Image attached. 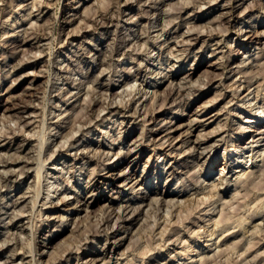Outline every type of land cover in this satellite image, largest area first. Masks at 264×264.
<instances>
[{
    "label": "rangeland",
    "instance_id": "1",
    "mask_svg": "<svg viewBox=\"0 0 264 264\" xmlns=\"http://www.w3.org/2000/svg\"><path fill=\"white\" fill-rule=\"evenodd\" d=\"M212 1L0 0V264H264V0ZM216 183L228 190L194 210ZM161 196L191 208H149ZM128 202L141 213L123 216Z\"/></svg>",
    "mask_w": 264,
    "mask_h": 264
},
{
    "label": "bare ground",
    "instance_id": "2",
    "mask_svg": "<svg viewBox=\"0 0 264 264\" xmlns=\"http://www.w3.org/2000/svg\"><path fill=\"white\" fill-rule=\"evenodd\" d=\"M129 1V0H128ZM131 1V0H130ZM199 1H201V0H199ZM212 1V0H211ZM242 1H244V0H242ZM39 2V1H38ZM152 2V1H151ZM213 2V1H212ZM129 3V2H128ZM158 3V2H157ZM194 3V2H193ZM192 4V3H191ZM201 4H202V2H201ZM212 4V3H211ZM38 5V4H37ZM187 5H189V4H187ZM194 5V4H193ZM198 5H200V4H198ZM192 6V5H191ZM233 6V5H232ZM189 7V6H188ZM194 7V6H193ZM197 7V6H196ZM185 8H187V7H185ZM234 8V7H233ZM34 9H35V7H34ZM87 9V8H86ZM144 11V10H143ZM168 12V11H167ZM171 12V11H170ZM252 12V11H251ZM109 17V16H108ZM164 17V16H163ZM176 18V17H175ZM107 19V18H106ZM92 21V20H91ZM99 21V20H98ZM152 21V20H151ZM163 21V20H162ZM176 21V20H175ZM166 22V21H165ZM171 23V22H170ZM174 24V23H173ZM15 25V24H14ZM102 25V24H101ZM103 25H104V23H103ZM190 26V25H189ZM91 27V26H90ZM191 27H193V26H191ZM217 28V27H216ZM188 29V28H187ZM193 29V28H192ZM147 30V29H146ZM214 30V29H213ZM250 32V31H249ZM262 33V32H261ZM257 34V37H259V34L258 33H256ZM263 34V33H262ZM133 35V34H132ZM261 36H263V35H261ZM38 38V37H37ZM214 38V37H213ZM255 38V37H254ZM36 39V38H35ZM149 40H151V39H149ZM180 41V40H179ZM171 42V41H170ZM177 42V41H176ZM184 42V41H183ZM182 43V42H181ZM190 43V42H189ZM188 44V43H187ZM135 46V45H134ZM139 46V45H138ZM171 49H173V48H171ZM264 49V48H263ZM120 52V51H119ZM171 52V51H170ZM75 56V55H74ZM258 58H260V57H258ZM223 59V58H222ZM246 59V58H245ZM222 62H223V60H222ZM223 64V63H222ZM228 64V61L226 62L225 61V64H224V67L225 68H228L226 65ZM223 66V65H222ZM257 66H258V64H257ZM142 67V66H141ZM236 67V66H235ZM262 66H260L259 68L260 69H262L261 68ZM240 66H238L237 67V69L238 70H240ZM131 69V68H130ZM243 69V68H242ZM192 70V69H191ZM132 71H133V69H132ZM121 72V71H120ZM126 72V71H125ZM239 72V71H238ZM258 73V72H257ZM238 74V73H237ZM246 74V73H245ZM141 75V74H140ZM243 75V74H242ZM257 78V77H256ZM259 78H260V76H259ZM258 79V78H257ZM167 82H169V85H168V88L169 87H171V86H173V79H171V78H168L167 79ZM80 85H81V83H79ZM189 84V83H188ZM249 84H250V82H249ZM126 85V84H125ZM191 85V84H190ZM103 86V85H102ZM175 86V85H174ZM195 86V85H194ZM194 86H192V87H194ZM232 87V86H231ZM240 87H242V86H239L238 88L240 89ZM82 88V87H81ZM150 88H151V86H150ZM172 88V87H171ZM182 88V87H181ZM77 89H79V88H77ZM184 89V88H183ZM239 89H238V91H239ZM258 89V88H257ZM263 89V88H262ZM138 90V89H137ZM179 90H180V88H179ZM189 90V89H188ZM192 90V89H191ZM260 90V89H259ZM193 91V90H192ZM235 92H237V90L235 91ZM260 92V91H259ZM153 93V92H152ZM180 93V92H179ZM145 94V93H144ZM154 94V93H153ZM156 94V93H155ZM178 96H179V94H177ZM130 96V95H129ZM180 96H181V93H180ZM179 96V97H180ZM236 96V95H235ZM249 98V94L245 97V98ZM257 97V96H256ZM176 98V97H175ZM184 98V97H183ZM244 98V99H245ZM180 99V98H179ZM249 100V99H248ZM184 101V100H183ZM176 102V101H175ZM185 102V101H184ZM117 103V102H116ZM121 103V102H120ZM154 103V102H153ZM180 103H182V101L180 102ZM179 103V104H180ZM248 103V102H247ZM115 104V103H114ZM188 104V103H187ZM252 104V103H251ZM87 105V104H86ZM117 105V104H116ZM174 105V104H173ZM86 107V106H85ZM21 108V107H20ZM206 108V107H205ZM246 108V107H245ZM262 108V107H261ZM22 109V108H21ZM24 109V108H23ZM107 109V108H106ZM139 110V109H138ZM127 111V110H126ZM103 112V111H102ZM116 112V111H115ZM84 113V112H83ZM86 113V112H85ZM180 115V114H179ZM79 116V115H78ZM84 116V115H83ZM93 116V115H92ZM100 116V115H99ZM174 116H178V114L176 113ZM80 117H81V114H80ZM79 117V118H80ZM135 117V116H134ZM100 118V117H99ZM44 119V118H43ZM83 119V118H82ZM82 119H81V121H82ZM88 119V118H87ZM174 120H171L170 121V124H172V122H173ZM193 122L195 121H197L196 119H194V120H192ZM92 123V121H89V123ZM104 122V121H103ZM111 122V121H110ZM198 122V121H197ZM255 122L257 123V124H260L261 123V127H264V123H262V121L258 118L257 120H255ZM254 122V123H255ZM85 123V122H84ZM200 123H202V122H200ZM93 124V123H92ZM263 124V125H262ZM88 125V124H87ZM44 126V125H43ZM42 126V127H43ZM61 126V125H60ZM99 126V125H98ZM180 127L181 126H178L177 127V129L176 130H178V129H180ZM46 128V127H45ZM44 128V129H45ZM192 128V127H191ZM245 128V127H244ZM43 129V130H44ZM218 129V128H217ZM34 130V129H33ZM145 130V129H144ZM222 130V129H221ZM261 130V129H260ZM46 131V130H45ZM219 131V130H218ZM80 132V131H79ZM172 132V131H171ZM224 132V131H223ZM249 132H255V131H252V130H250V128H246L244 131H243V133L244 134H246V133H249ZM157 133V131H154V129H149L148 131H146L145 132V134H144V138L146 139H148V137H149V139H150V137H152L154 134H156ZM185 133V132H184ZM35 134V133H34ZM42 134V133H41ZM188 134H190V132L188 133ZM34 136V135H33ZM181 136V135H180ZM188 136V135H187ZM242 135H240V137H241ZM42 137V136H41ZM43 137H45V136H43ZM38 138H39V136H38ZM198 138H200V137H198ZM43 139V138H42ZM144 139V140H145ZM44 140H45V138H44ZM44 140H41V142H43V143H45L46 141H47V138H46V140L44 141ZM242 140V137L238 140V141H236L235 142V145H234V147H232L231 148V150H230V152H229V156L228 155H225L224 157H225V159H229V157H232V158H234L235 159V157H237V155H238V152H239V150L242 148V145L241 144H239V142ZM49 142V141H48ZM180 142H182L183 144L186 142L185 140L183 141V140H181ZM252 142H254V141H252ZM257 142V141H256ZM263 142H264V140H263ZM43 143H41V146L40 147H43L42 146V144ZM166 143L167 142H165V143H161V145L159 146V147H157L160 151H165L167 148H164L165 147V145H166ZM200 142H198V144H199ZM255 143V142H254ZM258 143V142H257ZM192 144H197L196 142H193ZM88 145V144H87ZM72 146V145H71ZM142 146V145H141ZM158 146V145H157ZM169 146H171V144H169V145H167L166 147H169ZM230 147H231V145H229ZM229 146H227V147H229ZM196 147H197V145L196 146H192L191 147V150H192V148L194 149V150H196ZM199 147V146H198ZM183 148V147H182ZM41 149V148H40ZM70 149V148H69ZM175 149V146H173L172 147V150H174ZM60 150V149H59ZM64 150V149H63ZM189 150V149H188ZM205 150V149H204ZM39 151V150H38ZM42 152H43V150H41ZM78 151H80V149L78 150ZM97 151V150H96ZM227 151V150H226ZM81 152V151H80ZM130 152V151H129ZM132 152L133 151H131V153H127L124 157H127V156H129L130 154H132ZM189 152V151H188ZM254 153V152H253ZM264 153V152H263ZM262 153V154H263ZM109 154V153H108ZM180 154V153H179ZM188 154V153H187ZM54 155V154H53ZM99 155V154H98ZM52 156V155H51ZM97 156V155H96ZM109 156V155H108ZM171 156V155H170ZM203 155L201 154V156H199L198 157V160H201V159H203V157H202ZM254 156V155H253ZM264 156V155H263ZM53 157V156H52ZM94 157V156H93ZM98 157V156H97ZM124 157H120L116 162H118L120 159H123ZM257 157V156H256ZM256 157L254 158V160L256 159ZM40 158H41V156H40ZM23 159V158H22ZM21 159V160H22ZM237 159H239V158H237ZM38 160V159H37ZM52 160V159H51ZM100 160V159H99ZM257 160H258V158H257ZM11 161V160H10ZM20 161V160H19ZM44 161V160H43ZM250 161V160H249ZM262 161V160H261ZM1 162V161H0ZM34 162V161H33ZM206 162H208V160L207 161H205V165H206ZM228 162L229 161H227V164H228ZM251 162V161H250ZM253 162L254 161H252V167L254 168V167H256L255 165H257V164H253ZM264 162V161H263ZM262 162V163H263ZM37 163V162H36ZM43 163V162H42ZM109 163V162H108ZM149 163V161H147V164ZM243 163V161H237V165H239V166H237V167H235L236 169V171H235V175H238V177L236 178V179H234V181H233V183H235L234 185H239V184H241L240 186H243V191H249L248 189H249V185H251L252 183H255V182H247V183H245V182H243V183H245V185H242V183H240V181L242 180V179H240L241 177V173H243L244 172V169L243 170H241L240 168H242V164ZM247 163V162H246ZM14 164V163H13ZM44 164V163H43ZM107 164V163H106ZM38 165V164H37ZM116 164H115V162H114V164H112V165H105L104 166V168H103V170H101V171H106L107 169H111V170H113L114 168H120L119 167V165H117V167L115 166ZM185 165V164H184ZM1 166H3V164L1 165ZM100 166V165H99ZM98 165H97V167L93 170L94 172H93V174L92 175H94L95 177H97V176H100V172H98V169H100V167H99ZM187 166V165H186ZM263 166H264V164H263ZM22 167H24V166H22ZM146 167L147 166H145V169H146ZM227 166H223L222 167V169H221V172H225L224 171V169L226 168ZM21 168V167H20ZM25 168V167H24ZM38 168V167H37ZM45 168V167H44ZM174 169V168H173ZM240 169V170H239ZM264 169V168H263ZM11 170V169H10ZM28 170H30V169H28ZM36 170H38V169H36ZM56 170V169H55ZM110 170V171H111ZM11 171H13V170H11ZM18 171V170H17ZM17 171H15V173L17 172ZM207 171V170H206ZM262 171V170H261ZM264 171V170H263ZM14 172V171H13ZM21 172V171H20ZM23 172V171H22ZM21 172V173H22ZM38 173H39V171H37ZM36 172V173H37ZM145 172V171H144ZM143 172V173H144ZM204 172V171H203ZM254 172H256V171H254ZM253 172V173H254ZM258 172V171H257ZM24 173V172H23ZM199 173V172H198ZM212 173V167H209V169H208V171L207 172H205V175L207 174V175H209V174H211ZM263 173V172H262ZM11 174V173H10ZM39 174H41V172L39 173ZM3 175V174H2ZM4 175H6V174H4ZM13 175H15L14 173H13ZM12 175V176H13ZM20 175H23V174H20ZM122 172H121V174H119V178H121L122 177ZM148 175V174H147ZM147 175H145L144 176V178L143 179H137V178H135L133 181H135L136 179V181L134 182V184H133V186H132V188L131 189H134V187L136 186V185H139V190H143L144 188H146L147 186H148V177H146ZM234 175V176H235ZM102 176V178L103 177H105L106 179H109L110 177H111V174H110V172H108V173H105L104 175H101ZM142 176V175H141ZM248 176V175H247ZM263 176V175H262ZM262 176H261V178H262ZM113 177V176H112ZM236 177V176H235ZM240 177V178H239ZM250 177H252V176H250ZM257 177V176H256ZM260 176H258V178H259ZM238 178L240 179V180H238ZM243 178V177H242ZM94 179V178H93ZM129 179V178H128ZM190 179V178H189ZM246 180H247V178H245ZM96 180V179H95ZM116 180V179H115ZM219 181H220V183L219 184H221L223 187H224V183H226V181H232L231 180V178L229 177L228 178V175H222L221 177H219V179H218ZM237 180L239 181V182H237ZM133 181H131L130 183H132ZM169 181V180H168ZM257 181H258V179H257ZM257 181H256V183H257ZM261 181V180H260ZM259 181V182H260ZM91 182V181H90ZM198 182H200V180L198 181ZM242 182V181H241ZM126 183V182H125ZM229 183V182H228ZM255 183V184H256ZM91 184H92V182H91ZM99 184H102V182H96L95 184H92L91 185V190H93V189H98V187H99ZM213 184V183H212ZM227 184V183H226ZM230 184H231V182H230ZM106 185H107V187L109 186V182H107L106 183ZM229 185V184H228ZM228 185H227V187L225 188V189H223V191L224 190H228ZM258 185V184H257ZM256 185V186H257ZM125 186H128V184H126V185H124V187ZM203 186V185H202ZM226 186V185H225ZM233 186V185H232ZM123 187V188H124ZM201 187V186H200ZM212 187V186H211ZM7 188V187H6ZM213 188V190H211ZM211 189H210V191L209 192H202V193H200V194H203V196H202V198L201 199H199V200H201L202 201V203H200L199 202V200H198V203L196 204L197 205V208H194V210L196 209H198V208H200V206H202V204H208L209 202L208 201H211L212 200V198H214L215 196H219L220 194V191H222V189L220 188V187H218V183H216V185L215 186H213ZM237 188V187H236ZM1 189V188H0ZM254 190V189H253ZM57 191V190H56ZM205 191V190H204ZM216 191V193H213V192H215ZM237 191V190H236ZM255 191V190H254ZM34 192V191H33ZM146 192V191H145ZM246 192H244V193H246ZM109 193H111V192H109ZM138 193H139V191H138ZM155 195H160V193H156L155 191L153 192ZM199 193V192H198ZM236 194H237V192H236ZM238 194H240V193H238ZM237 194V195H238ZM37 195H38V193H37ZM181 195V192H179V193H177L176 194V197H178V196H180ZM246 195V194H245ZM97 197L98 196V193L97 194H95V195H93V197ZM222 196V195H221ZM241 196V195H240ZM239 196V197H240ZM242 196H244L243 194H242ZM241 196V197H242ZM247 196H249L248 195V193H247ZM247 196H245V198L247 197ZM49 197V196H48ZM33 198V197H32ZM117 198V197H116ZM149 198V196L148 195H143L142 196V199L144 200V199H148ZM221 198V197H220ZM234 198V197H233ZM237 198V197H236ZM113 199H114V197H113ZM176 199V198H175ZM217 199V198H216ZM33 200V199H32ZM37 201H38V199H36ZM35 200V201H36ZM150 200H151V202H150V206H149V208H152L153 206V210L155 211V208H157V209H159V206L160 205H163V204H165L166 205V207L168 208V207H172V208H174L173 206H176V205H178V207H187L188 205L190 206V204H188V205H184L183 206V204H181V202L180 201H178L177 199H176V201H174V199L172 198V199H168V200H166L165 199V197L164 196H161V197H157V198H155V197H153V198H150ZM191 200V199H190ZM218 200H219V197H218ZM217 200V201H218ZM63 201L65 202V200L63 199ZM186 201V200H185ZM214 201H216V200H213V202ZM235 201H237V200H235ZM262 201V200H261ZM39 202V201H38ZM38 202L36 203L37 205H38ZM62 202V201H61ZM145 202V201H144ZM184 202V201H183ZM208 202V203H207ZM213 202H211V203H213ZM239 202V201H238ZM35 203H33V205L35 206ZM50 203V202H49ZM54 203V202H53ZM223 203V202H222ZM221 203V204H222ZM228 203V202H227ZM241 203V202H240ZM13 204V203H12ZM48 204V203H47ZM47 204L45 203L44 205H46L47 206ZM52 204V203H51ZM229 204V203H228ZM11 205V204H10ZM32 205V206H33ZM157 205H159V206H157ZM232 206V204H231V202H230V204H229V206ZM238 205H239V203H238ZM49 206V205H48ZM189 206L187 207V208H189ZM193 206V205H192ZM205 206V205H204ZM208 206H209V204H208ZM257 206V205H256ZM143 207V206H142ZM213 207V206H212ZM224 207H225V205H224ZM226 207H227V205H226ZM253 207H255L254 205H253ZM33 208V207H32ZM129 208H132L131 209V211H133V213H141L140 211H141V205H139V206H137V207H133V204L132 203H127V205H125V208H124V210H123V216H124V214L129 210ZM144 208V207H143ZM191 208V207H190ZM189 208V209H190ZM223 210H224V208L223 207H221ZM229 208H231V207H229ZM233 208V207H232ZM34 209V208H33ZM35 209H36V207H35ZM175 209V208H174ZM213 209V208H212ZM221 209V210H222ZM1 210V209H0ZM227 210H228V208H227ZM246 210H248V209H246ZM264 210V209H263ZM177 211V210H176ZM180 211H183V210H181L180 209ZM191 211V210H190ZM201 211H203V212H205V214H208L207 212L209 211V209H208V211H207V208L205 207L204 209H202ZM215 211V210H214ZM232 211V210H231ZM250 211V210H249ZM257 210H255V212H256ZM114 212V211H113ZM195 212V211H194ZM199 212V211H198ZM210 212H212V211H210ZM223 212V211H222ZM228 212V211H227ZM230 212V211H229ZM245 212V211H244ZM17 213V212H16ZM16 213H15V215H16ZM23 213V212H22ZM119 213V212H118ZM154 213V212H153ZM157 213V212H156ZM181 213V212H180ZM196 213V212H195ZM224 213H225V211H224ZM248 213H251V212H248ZM259 213V212H258ZM24 214V213H23ZM105 214H107V213H104L103 215H105ZM108 214H110V213H108ZM112 214V213H111ZM109 215L106 219H108L110 216H112V215ZM191 214H192V212H191ZM14 215V216H15ZM20 215H22V214H20ZM19 215V216H20ZM119 215H121V214H119ZM118 215V216H119ZM134 215V214H133ZM132 215V217H134ZM154 215V214H153ZM184 215V214H183ZM225 214H223V216H224ZM247 215H249V214H247ZM246 215V216H247ZM252 215V214H251ZM2 216V215H1ZM17 217H18V215H16ZM122 216V217H123ZM146 216V215H145ZM167 216V215H166ZM169 216V215H168ZM176 216V215H175ZM187 216V215H186ZM190 216V215H189ZM222 216V215H221ZM231 216V215H230ZM16 217V218H17ZM22 217V216H21ZM104 217V216H103ZM121 217V218H122ZM102 218V217H101ZM128 218V217H127ZM157 218V217H156ZM168 218H170V216L168 217ZM220 218V217H219ZM218 218V219H219ZM224 218V217H223ZM225 218H226V216H225ZM228 219H229V217H227ZM155 219V218H154ZM221 219V218H220ZM243 220H241V223L240 224H243V223H245V221L247 222V220H246V217L244 218H242ZM62 220H63V218H62ZM104 220V219H103ZM109 220V219H108ZM127 220H129V218L128 219H124V221H127ZM137 220V218H134V219H132L131 221H136ZM179 220V219H178ZM181 220V219H180ZM185 220V219H184ZM214 220V219H213ZM231 220V219H230ZM102 221V220H101ZM144 221H145V219H144ZM167 221V220H166ZM187 221V220H186ZM207 221V220H206ZM228 221V220H227ZM226 221V222H227ZM243 221V222H242ZM9 222H11V220L9 221ZM226 222H222V221H220L219 220V222H218V220H217V222H215L214 224H215V226L216 227H214V228H216V229H214L215 230V232L214 233H211V234H209V237H210V239L209 240H207V243L208 244H206V248H208L209 246H211V244H209V243H211L214 239H213V236H215L214 234H216L217 232H219L220 230H222L224 227H225V225L224 224H226ZM234 222V221H233ZM237 222H239V221H237ZM138 223V222H137ZM144 223V222H143ZM145 223H147V222H145ZM156 223H157V221H156ZM159 223V222H158ZM157 223V224H158ZM165 223V222H164ZM100 224V223H99ZM167 224V223H166ZM168 224H169V222H168ZM217 224V225H216ZM101 225V224H100ZM183 225V224H182ZM248 225V224H247ZM154 226V225H153ZM233 226V225H232ZM237 226H239V225H237ZM251 226V225H250ZM249 226V227H250ZM168 226L166 225V227H164V228H167ZM33 227H31V229H32ZM163 228V229H164ZM182 228V227H181ZM241 228V227H240ZM58 229H60V230H58ZM57 230L55 229L54 231H53V233L51 234V235H48L47 236V239H50V241H49V243H48V245H51V248H52V244H53V242H54V240L55 239H58V236L57 237H54V234L55 233H60V231H63L64 229H65V224H63L60 228H58ZM230 229V228H229ZM139 230H140V228H139ZM138 230V231H139ZM166 230H168V228L166 229ZM200 230V229H199ZM203 230V229H202ZM224 230V229H223ZM227 230V229H226ZM258 230V229H257ZM105 232V231H104ZM211 232H213V231H211ZM247 232V231H246ZM261 232V231H260ZM204 233H205V231H204ZM204 233H203V235H204ZM228 233H230V232H228ZM227 233V235H229ZM232 233V232H231ZM252 233H255V232H252ZM259 233V232H258ZM33 234L35 235V232L33 231ZM164 234V233H163ZM162 234V235H163ZM188 234V233H187ZM220 234V233H219ZM95 235V234H94ZM161 235V236H162ZM168 235H170V234H168ZM194 235V234H193ZM263 235V234H262ZM32 236V235H31ZM96 236H97V234H96ZM198 236H200V235H198ZM195 237L194 238V240H193V242L194 243H196V245H197V242H199L200 241V238L199 237ZM224 236V235H223ZM245 236V235H244ZM251 236V235H250ZM162 238V237H161ZM223 238V237H222ZM225 239V238H224ZM244 239H245V237H244ZM252 239V238H251ZM264 239V238H263ZM163 241V240H162ZM173 241V240H172ZM263 241V240H262ZM5 242V241H4ZM184 242V241H183ZM18 243V242H17ZM117 243V242H116ZM226 243V242H225ZM34 244V243H33ZM172 244V243H171ZM185 244V243H184ZM216 244V242L215 243H213L212 245H215ZM162 245V244H161ZM219 245V244H218ZM249 245V244H248ZM160 246V245H159ZM204 246V245H203ZM32 247V246H31ZM249 247V246H248ZM251 247H252V245H251ZM192 248H194V247H192V246H190V244L188 245H186V246H184L183 247V250L184 251H186V253L184 254V252L183 253H180L181 255H186V254H193V252L194 251H196V250H194V249H192ZM248 249V248H247ZM251 249V248H250ZM250 249H248L247 251H245V253L246 252H248ZM23 250V249H22ZM25 251H26V249H24ZM32 250V249H31ZM36 250V249H35ZM15 251V250H14ZM17 251V250H16ZM33 251V250H32ZM35 252H37V251H35ZM199 252V251H198ZM218 252V251H217ZM219 252L221 253V251L219 250ZM219 252H218V254H219ZM33 252H31V254H32ZM30 254V255H31ZM37 254V253H36ZM133 254V253H132ZM197 254H199V253H197ZM215 254V253H214ZM224 254V253H223ZM235 254V253H234ZM15 255V254H14ZM33 255V254H32ZM196 255V254H195ZM145 256H146V254H145ZM215 256V255H214ZM219 256V255H218ZM12 257V256H11ZM32 257H35V255L34 256H32ZM134 257V256H133ZM212 257V256H211ZM233 257L234 256H232V259H233ZM241 257V256H240ZM243 257V256H242ZM14 258V257H13ZM63 258V257H62ZM175 258V257H174ZM207 258V257H206ZM221 258V257H220ZM238 258H239V256H238ZM33 259V258H32ZM97 258H95V259H92V261L93 262H95V260H96ZM126 259V258H125ZM241 259V258H240ZM256 259V258H255ZM254 259V260H255ZM34 260V259H33ZM32 260V261H33ZM98 260V259H97ZM223 260V259H222ZM31 261V260H30ZM37 261V260H36ZM58 261V260H57ZM203 261H205V260H203ZM209 261V260H208ZM215 261V260H214ZM213 261V262H214ZM221 261V260H220ZM191 262V261H190ZM206 262V261H205ZM92 263V262H91ZM128 263H130V262H128ZM246 263V262H245ZM244 263V264H245ZM24 264V263H23ZM32 264H36V263H33L32 262ZM92 264H94V263H92ZM250 264V263H249Z\"/></svg>",
    "mask_w": 264,
    "mask_h": 264
}]
</instances>
